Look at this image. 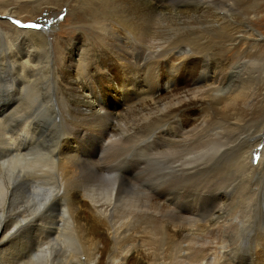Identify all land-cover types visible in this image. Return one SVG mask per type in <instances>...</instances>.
Returning <instances> with one entry per match:
<instances>
[{"label":"bare ground","instance_id":"6f19581e","mask_svg":"<svg viewBox=\"0 0 264 264\" xmlns=\"http://www.w3.org/2000/svg\"><path fill=\"white\" fill-rule=\"evenodd\" d=\"M161 1L82 0L91 26L118 40L103 45L116 67L119 102L106 100L94 83L93 68L111 89L107 65L101 67L87 46L64 50L57 37L62 28L53 18L67 0H0V36L8 38L0 54L19 63L25 83L35 72L45 77L47 107L66 130L50 148L28 149L23 133L18 141L2 128L0 264H252L253 255L240 246L252 223L261 225L254 221L257 210L264 215V118L256 132L254 123L242 125L228 109L238 103L244 109L251 81L260 75L239 74L235 60L224 68L214 63L216 42L232 47L245 40L229 13L237 2L224 10L220 0ZM157 16L173 29L170 46L153 41ZM29 17L40 21L26 22ZM73 18L85 19L80 12ZM111 26L127 31L129 41ZM176 52L185 54L181 64ZM261 64L263 80L264 54ZM59 66L70 70L67 80ZM33 93L34 87L29 97ZM26 117L32 127L33 116ZM136 169H148L151 183L141 184L138 195L133 189L132 201L125 194L132 203L114 207L118 193L137 186L131 184ZM84 212L102 227L103 245ZM17 233H26L22 251L3 256ZM255 237L264 241L262 226Z\"/></svg>","mask_w":264,"mask_h":264},{"label":"rangeland","instance_id":"374dc122","mask_svg":"<svg viewBox=\"0 0 264 264\" xmlns=\"http://www.w3.org/2000/svg\"><path fill=\"white\" fill-rule=\"evenodd\" d=\"M21 1H29V0H20V2ZM220 1L221 2H219L218 4L224 10H228L227 8H229V7L226 8L224 4L227 3V4L233 5V2H235V0H220ZM67 2H68L69 7L64 6V7H61V10L60 8L56 10L58 15L56 18H53L54 20L52 24H54V26H57L56 27L57 30L59 31V29L62 28L61 29L62 31L58 32L59 34L57 35V37L63 40L62 45H63L64 50L70 51V48H73L71 46H74V43H77L78 45L82 47L87 46L89 50L91 51V53H93L95 57V61H97V63L101 67L102 66L106 67L107 65L106 68L111 75V86L113 88L111 87L110 89V87L105 84L102 71L95 69V68H93V70L91 71L94 77V81H95L94 83H96L103 89L102 93L104 94V97H106L105 98L106 100L109 99V100L120 102V96L118 93H115L116 88H114L118 86V83H119L117 79L116 67H115V64L113 63V58L110 55H108L107 52L104 50L107 47L106 45L111 46L113 44H116L118 43L117 42L118 40L115 39V37L111 38L110 35L102 33L101 31L91 26L90 20L87 19V15L89 14L88 9H87L88 6L87 4L82 2V0L81 1L67 0ZM161 2L159 3L164 4L165 6V4L167 3V0H162ZM236 2H237V6L235 5V8L230 10L229 13L236 15L234 16H235V21H236L235 25L238 26V28H236L237 32L239 34L244 35L245 40L240 41V42L236 40L232 47L229 46L230 43L226 42L225 40L216 42L217 47L215 48L217 49V55H216L217 59H216V62L214 63L216 65V68H221V67L224 68L225 66H227V63L235 60L236 62H238L237 65L239 67L241 66L239 74L241 75L244 74V76L248 74L250 76L253 75L255 77L256 75L259 74L261 76L260 70L261 71L263 70L261 66L262 65L261 60L264 54V49H263L264 48V0H236ZM77 12L78 13L80 12L85 17V19L79 22H75L73 15L77 14ZM45 15H47V13H45ZM29 18L31 19L32 17H29ZM32 21H35V22L40 21V18H34L31 20H27L26 22H32ZM153 21H152V25H153L152 30L153 31L156 30V31L152 32V35H153L152 37L155 36L153 38V41H155L156 45L167 46L169 43L171 44L174 36H172V33H169V32H172L171 30L173 29L168 23L167 19L157 16L154 18ZM10 22L17 26L19 25L23 26V24L25 25V23H21V22L17 23V21H16L17 24L11 20ZM46 24L50 25V22L48 21ZM155 24H158V25H155ZM239 24H241V26ZM39 25H40L39 28H41V24ZM113 28L112 26L110 28V30L112 31V34L115 33V36L116 35L121 36L122 42L129 41L130 35L127 33V31L125 32L119 29L118 27L116 28L113 27ZM177 34L178 33H176V35ZM7 40L8 38L0 36L1 45H5L7 43ZM104 43L106 45H103ZM115 51L121 52V50H118V49H115ZM260 52H263V53H260ZM0 55H1L0 56V108L2 109L8 104L10 105L9 109L2 116H0V133L2 132V128H3L4 132L6 131L7 133L6 137L14 135V137H17L18 141L20 139L21 133H23L25 135L24 143L26 144L28 149L30 147L37 146L38 144H41V146L45 144L50 148V145L53 144V142H56V139L59 137L61 130L62 132L63 130L64 132H66V130L64 129L63 126H61V129H60V124H61L60 118L58 117L54 118L52 111L47 107L48 103L46 101L48 99V96L50 95V92L48 91V88L46 86V81L44 80L45 77L35 72L36 76L33 78L30 77V79H32L31 83L30 82L25 83L24 81L26 79L28 80L29 78L25 77L24 73L20 72L15 67V66H18L20 68L19 63L16 62L15 65H13V61L11 62L7 58L3 57L2 54ZM182 55L184 56L185 54H180L177 52L174 53L173 56L176 58L177 63L178 62H180V64L182 63L183 61ZM161 68L159 72H161L160 76L163 78V76L167 74V70L163 67ZM182 68L184 69V67L180 65V68H179L180 71L183 70ZM27 70L29 71V69ZM58 70L60 74L62 75L63 80H67L68 77L71 76V74H69L71 72L66 66H59ZM30 72L31 71H29L28 73ZM260 76H259L258 81H254V80L251 81V84H250L251 92L249 93V97H248L250 101L248 102L249 99L247 98V102L245 103L246 106L244 107V109L241 108L240 103H238L239 106L238 104H236V107H235V108H241L240 110L235 109L234 108L235 105L234 106L231 105L230 110L228 109V114H230V116H232L233 118H237L239 121H244V122H240L242 125L246 122L248 124L254 123L253 128L255 129L256 132L258 131L260 127L259 126L260 122L264 118V79L260 80ZM238 78L239 77L237 78L235 77L234 82L235 80H237L236 82H238L239 81ZM36 79L37 80L39 79V80L37 81ZM31 84H33L34 86ZM164 85L167 86L166 84ZM180 85H182V82L180 83ZM32 87H34V93H33V97L31 98L29 97L30 95L28 94H29V89L32 90ZM12 99H14V101L17 99L18 103L17 102L14 103ZM237 113H240V114H237ZM27 115H29L30 117L33 116L32 119H34L35 123L32 127L28 126L24 121V117H26ZM8 121L11 123V125L10 123H8ZM8 124L10 126H8ZM262 138H264V134ZM0 140L2 139L0 138ZM3 140H5V138H3ZM140 171L141 172H139V170L135 171L134 179L132 178L131 180L133 181L131 182V184L133 183L132 185L134 186L137 185V186L136 187L132 186V188H129V190L127 189V191L125 192L122 191L118 193L116 197L119 200L115 197L116 202L113 200L115 204L112 203L115 205V206L113 205L114 207L119 208L120 206L123 207V204L125 206V205L132 203L131 202L132 196H134L135 194L134 192L138 191L136 189L139 188L141 184L149 185V183H151L150 182L151 180L149 179L150 171L148 169H140ZM133 189L136 191H134ZM131 191H134V192H131ZM129 193H131V196L129 195ZM125 194L129 195V197L131 198L130 202H129L130 198L128 199V196L126 198ZM138 194L139 193L137 192L135 195H138ZM17 197L18 196H16L17 200L16 199H13V200L18 202L20 201V199ZM127 201L129 203L125 204L127 203ZM81 202L83 204H86V201H81ZM181 211L184 212V210H181ZM81 216L84 220H86L87 226L91 228L92 231L95 230V232L97 233L96 235L95 232L91 231L94 237L96 238L95 239L96 242L103 245L102 243H105L106 241V235L103 232L102 227L99 225L98 227L97 224L93 223L94 221L92 220V215L90 213L84 212L82 213ZM254 221H260L261 225H255L252 223V225L247 230V237H245V239L241 242L240 248L243 252L250 251L251 256L253 255L252 257L254 259L256 258L255 260L252 258V264L253 262L255 264H258V263L264 264V261H262L264 260V252H262L264 251V248H263L264 244L262 245L264 241H259L257 240V237H255V233L259 231V227L262 226L264 228V215L261 210L259 209L257 210L255 217H254ZM16 235L17 236L15 237L13 244L9 246L8 248H6L5 253L2 254L3 256H5L6 254H17L18 252L22 251L21 250L23 247L22 241L25 239L24 236L26 235V233H22V234L17 233ZM258 244H260L259 247H258ZM256 249H257V252L255 251ZM261 257L263 259H261ZM260 261L263 263H261ZM129 262L130 261H128L127 264H132Z\"/></svg>","mask_w":264,"mask_h":264},{"label":"snow or ice","instance_id":"6c2138e0","mask_svg":"<svg viewBox=\"0 0 264 264\" xmlns=\"http://www.w3.org/2000/svg\"><path fill=\"white\" fill-rule=\"evenodd\" d=\"M17 23H19V21H17ZM24 27H26V28H39L40 25L39 24H25Z\"/></svg>","mask_w":264,"mask_h":264}]
</instances>
